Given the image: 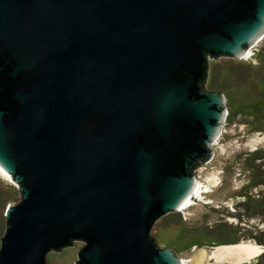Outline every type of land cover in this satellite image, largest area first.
Instances as JSON below:
<instances>
[{
	"label": "water",
	"instance_id": "95a60500",
	"mask_svg": "<svg viewBox=\"0 0 264 264\" xmlns=\"http://www.w3.org/2000/svg\"><path fill=\"white\" fill-rule=\"evenodd\" d=\"M264 35V0H0V264H182L150 229L196 184L225 97L207 58ZM217 60V59H216Z\"/></svg>",
	"mask_w": 264,
	"mask_h": 264
},
{
	"label": "rangeland",
	"instance_id": "374dc122",
	"mask_svg": "<svg viewBox=\"0 0 264 264\" xmlns=\"http://www.w3.org/2000/svg\"><path fill=\"white\" fill-rule=\"evenodd\" d=\"M256 45L263 48L253 47L240 58H207L209 84L225 92L226 103L220 133L211 144L213 154L193 169L200 195L177 210L180 223L168 221L166 213L150 229L157 244L172 247L182 264H264V242L255 239L264 237V189L252 186L257 165L264 169V35ZM240 61L245 66H236ZM254 154L261 156L251 158ZM0 184L8 187L0 196V220L5 226L6 207L15 205L20 195L1 171ZM244 200L250 206L236 207ZM225 237L239 241L219 244ZM83 244L75 240L71 246L48 251L46 264H73ZM229 246L250 248L254 253Z\"/></svg>",
	"mask_w": 264,
	"mask_h": 264
},
{
	"label": "trees",
	"instance_id": "16d2710c",
	"mask_svg": "<svg viewBox=\"0 0 264 264\" xmlns=\"http://www.w3.org/2000/svg\"><path fill=\"white\" fill-rule=\"evenodd\" d=\"M257 156L259 157L261 155L254 154V155L251 156V158H256ZM257 166H258V168H256L255 174L253 175V178H254L253 181H254L255 184L253 183L252 186H255L256 184H258V185L261 186L260 190L262 191L264 189L263 188L264 187V169L262 170V169H260L259 165H257ZM260 170H262V171H260ZM6 188L8 189V187L6 185L0 184V196H2V191L5 192ZM240 204H243V205L247 204V206H250L247 200L239 202L238 204H236V207L238 205H240ZM251 206L254 208L257 205L256 204H254V205L252 204ZM261 206H264V200H262V205ZM167 214H168L167 219H168V221H171V223H180L182 221L181 213L179 211H177V210L176 211H172V212H168ZM231 215H235V213H231ZM223 225H226V223H223ZM3 230H4L3 222H2V220H0V234L3 232ZM255 239H257V241H259V242H264V237L262 235L260 237H255ZM238 241H239L238 237H235V238H231V237H227L226 238L225 237L223 240H221L219 242V244H235Z\"/></svg>",
	"mask_w": 264,
	"mask_h": 264
},
{
	"label": "flooded vegetation",
	"instance_id": "af4514ba",
	"mask_svg": "<svg viewBox=\"0 0 264 264\" xmlns=\"http://www.w3.org/2000/svg\"><path fill=\"white\" fill-rule=\"evenodd\" d=\"M257 42H258V40L255 41L253 44H251L249 47H247L246 50H245V52H247V53L249 52V54H250V52H252L253 47H254V49L256 48L258 50H260V48H263V46L256 45ZM244 64H246V63H244V61H240V62H238L236 64V66L242 67V66H245ZM202 83H203V88L204 89H206V90L220 91V92H222L224 94V97H225V92L223 90H221V89L219 90L215 86L209 84V70H208V68L205 71L204 80H203ZM225 103H226V100H225ZM193 173H194V171H193Z\"/></svg>",
	"mask_w": 264,
	"mask_h": 264
},
{
	"label": "bare ground",
	"instance_id": "6f19581e",
	"mask_svg": "<svg viewBox=\"0 0 264 264\" xmlns=\"http://www.w3.org/2000/svg\"><path fill=\"white\" fill-rule=\"evenodd\" d=\"M249 53V52H248ZM0 171L4 174V175H6L8 178H10V176L0 167ZM11 179V178H10ZM199 188L200 187H198L197 186V183L195 184V186H194V188H193V190H192V193H191V195L190 196H188V198L179 206V209H183L184 207H186V206H188L189 204H190V201H193V200H195L197 197H198V195H200V192H199ZM230 248H236V249H242L243 251H245L246 253H248V254H253L254 253V250H252V249H250V248H245V247H234V246H229ZM247 247V246H246ZM241 250H239V252H240ZM245 255V254H244Z\"/></svg>",
	"mask_w": 264,
	"mask_h": 264
}]
</instances>
